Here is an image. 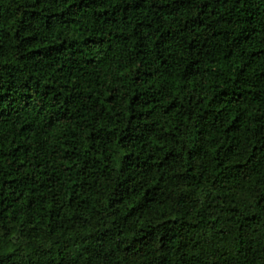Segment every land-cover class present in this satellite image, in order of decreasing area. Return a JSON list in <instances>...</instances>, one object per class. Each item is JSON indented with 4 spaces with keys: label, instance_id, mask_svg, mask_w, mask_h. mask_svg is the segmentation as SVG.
Instances as JSON below:
<instances>
[{
    "label": "trees",
    "instance_id": "16d2710c",
    "mask_svg": "<svg viewBox=\"0 0 264 264\" xmlns=\"http://www.w3.org/2000/svg\"><path fill=\"white\" fill-rule=\"evenodd\" d=\"M0 264H264V0H0Z\"/></svg>",
    "mask_w": 264,
    "mask_h": 264
}]
</instances>
